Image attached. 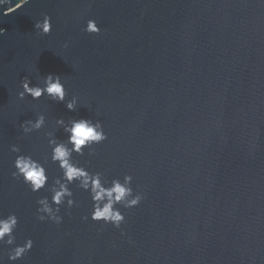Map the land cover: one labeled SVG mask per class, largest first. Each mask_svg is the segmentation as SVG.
Here are the masks:
<instances>
[{
    "label": "water",
    "instance_id": "obj_1",
    "mask_svg": "<svg viewBox=\"0 0 264 264\" xmlns=\"http://www.w3.org/2000/svg\"><path fill=\"white\" fill-rule=\"evenodd\" d=\"M2 12L0 215L18 217V244L34 242L16 264H264V0H32ZM45 14L52 31L39 36ZM90 19L99 35L83 31ZM48 74L80 98L75 112L17 98L22 78ZM40 112L45 128L25 136L20 124ZM61 118L99 120L108 139L77 159L109 180L131 175L144 194L120 230L82 220L92 205L75 185L78 207L41 223L47 193L12 178L11 146L41 158L45 132L65 138ZM59 175L49 164V183Z\"/></svg>",
    "mask_w": 264,
    "mask_h": 264
},
{
    "label": "clouds",
    "instance_id": "obj_2",
    "mask_svg": "<svg viewBox=\"0 0 264 264\" xmlns=\"http://www.w3.org/2000/svg\"><path fill=\"white\" fill-rule=\"evenodd\" d=\"M32 0H0L2 15L7 17L29 5ZM34 30L39 36H49L52 31L51 17L44 15L42 20L34 24ZM88 35H99L101 29L95 20H88L83 29ZM5 29L0 28V36L5 35ZM68 47L67 44L64 45ZM20 91L17 98L23 101L30 97L33 101H39L44 97L48 100L64 104L69 112L78 109L80 98L72 96L67 99L68 92L61 76L48 74L36 85L32 84L27 76L20 81ZM46 126L44 113H37L35 120H25L20 128L25 136L40 132ZM55 127L62 129L64 139L56 137L54 131H47L44 137L47 141L48 152L41 158L32 154H22L18 145H12L10 151L15 154L13 161L14 171L12 178L21 181L30 192H46L47 195L37 199L36 219L41 223H52L59 226L63 223L61 209L68 210L78 207L74 199L72 186L88 193L92 205L89 216L81 219H91L93 223L111 225L120 230L125 222L122 212L138 207L144 194L132 187L133 177L125 174L121 178H107L106 172L90 170V161L83 163L77 157H95L96 146L103 144L108 136L99 120L91 118H76L65 121L63 118L55 121ZM54 165L60 175L49 183L48 165ZM18 217L14 213L7 216L0 215V248L7 249L6 255L9 264H16L32 250L34 242L31 238L22 244L17 243L16 230ZM124 236L123 231L120 232ZM0 264H4L3 256H0Z\"/></svg>",
    "mask_w": 264,
    "mask_h": 264
}]
</instances>
